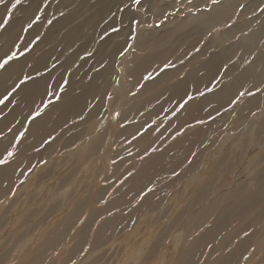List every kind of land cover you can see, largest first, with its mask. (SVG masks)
<instances>
[{
    "label": "rangeland",
    "instance_id": "374dc122",
    "mask_svg": "<svg viewBox=\"0 0 264 264\" xmlns=\"http://www.w3.org/2000/svg\"><path fill=\"white\" fill-rule=\"evenodd\" d=\"M119 3L24 0L0 32V57L13 40L22 48L40 37L0 71V93L21 68L47 65L40 81L53 87L69 81L33 134L26 117L39 94L0 105V264H184L189 238L234 203L220 247L197 249L189 264H264V0H145L139 12ZM37 4L40 20L24 33ZM126 38L134 47L120 56ZM180 82L202 85L187 92L197 105L178 110ZM146 169L152 176L137 178ZM97 214L84 241L78 228Z\"/></svg>",
    "mask_w": 264,
    "mask_h": 264
},
{
    "label": "snow or ice",
    "instance_id": "6c2138e0",
    "mask_svg": "<svg viewBox=\"0 0 264 264\" xmlns=\"http://www.w3.org/2000/svg\"><path fill=\"white\" fill-rule=\"evenodd\" d=\"M212 2L218 3L219 0H212ZM24 3V0H0V6H3L4 8V14L0 15V32L6 31L11 24L14 16V12L16 10H19L22 4ZM189 3H191V0H189ZM123 5V7H121ZM145 0H129V3L125 4L124 0H120V3L117 4V11L124 12H139L141 8H144ZM246 7V5L241 6ZM258 8H260L261 11H264V7H260V5H257ZM111 10V9H110ZM148 9H145L147 11ZM37 11H41L40 5L37 4L36 11L32 13L31 16L28 17L27 21H24L21 24V31L24 33H28L31 31V29L37 24V22L40 20V17L36 15ZM121 25H123V19H121ZM49 24L52 23V21H48ZM141 20L138 19L135 15H132L129 19V37L132 39H137L139 36V33L137 32V27L140 25ZM110 31L112 33L119 34L121 31L120 28H117L115 26H109ZM109 33L106 31L105 36H108ZM16 39H23L19 35H17ZM40 37L37 35L35 38H33L31 41L27 42L23 45L21 48L19 45H16L15 40H13L12 45L8 46V51L4 53L2 57H0V71H7V69L11 66L12 62L19 61L24 56L28 55L32 50L33 47L39 42ZM124 45L121 46V49H118V53L120 56H124L125 53L134 46L131 44H128L127 38L124 41ZM16 47L18 50L13 51L12 48ZM172 65H165V68L162 69V71H165L167 67ZM55 67V65L53 66ZM34 72V74H33ZM33 72L24 73L23 69L21 68L19 74H17L15 80L12 82L11 85H8L4 89L3 93H0V105H5L6 102H10V98L19 95L20 93L24 92L25 89H28V94L31 96H35L37 94L40 95V106L35 109H31L29 112V115L26 117V119L29 121V124L35 122L38 118H40L44 112L49 108L50 105L59 102L61 99H63L66 88L68 86L69 81L68 80H61V82H58L55 87L53 85L49 84L46 80L41 85L40 79L43 77L44 73L47 72V65L44 66V69H34ZM142 79L145 81L152 80L153 77L150 73L142 74ZM212 89H208V91H211ZM259 91V89H257ZM200 96H204L205 93L201 92L199 93ZM241 96L244 95V93H240ZM249 95H254V93H249ZM187 99L183 100L182 103L179 104L178 110H183L187 103L190 102L193 97L190 94H186ZM112 97L109 96V99ZM236 101L233 100L232 103H235ZM143 135V134H142ZM24 134L21 133L19 139H23ZM44 144L50 143L49 140H44ZM7 152V150H5ZM7 156L11 157L13 156V153L7 152ZM7 164L6 159H0V165ZM173 175H179L178 173L173 172ZM245 235H248V233H245ZM252 235H255V233H252ZM245 259H248L247 257Z\"/></svg>",
    "mask_w": 264,
    "mask_h": 264
},
{
    "label": "bare ground",
    "instance_id": "6f19581e",
    "mask_svg": "<svg viewBox=\"0 0 264 264\" xmlns=\"http://www.w3.org/2000/svg\"><path fill=\"white\" fill-rule=\"evenodd\" d=\"M253 42V39L252 40H250V43H252ZM244 50L245 51H248V48L247 47H245L244 48ZM198 62H199V60H198ZM41 65V63H38V65H36V67H39ZM41 67V66H40ZM39 67V68H40ZM195 71L194 70H192V72L191 73H194ZM211 71H208V73H210ZM227 73H230V72H225L224 74H223V76H225ZM210 74H212V72L210 73ZM215 73H214V71H213V75H214ZM211 79H212V77H211ZM40 83H41V85L44 83V82H42V81H40ZM202 85L201 84H196V83H194V84H182L181 82L180 83H178L177 85H176V88H174L173 90L174 91H172V93L171 94H173L174 93V95L176 94V93H178V94H184V95H186V94H188L187 92H196L197 90H198V88L199 87H201ZM22 94L24 95V96H27L28 95V89H25V91L24 92H22ZM169 102H171V101H165L164 102V104H167V103H169ZM192 103H191V105L192 106H195V105H197V103H198V101H191ZM19 111V109H16L15 111H14V113H12L9 117L11 118L12 116H14L17 112ZM43 123H44V121H42V120H39V121H37V122H35L34 123V125L32 126V128H31V130H29V133H35V132H38L39 130H41V128L43 127ZM28 133V132H27ZM27 136H29V135H26V137ZM151 138V137H150ZM151 141H152V139H150ZM145 141V140H144ZM149 141V140H148ZM148 141H145V142H140L139 144H137L139 147H138V149H137V151L136 150H133V152H137L138 154L139 153H141L144 149H143V146H145V144H147L148 143ZM150 141V142H151ZM23 143H20V146H19V148H23V146L24 145H22ZM144 144V145H143ZM149 144V143H148ZM147 144V145H148ZM137 145H136V147H137ZM134 148V147H133ZM170 158V157H169ZM169 160V159H168ZM154 171H159V169L158 168H156ZM146 176H152V174H151V172H150V170L149 169H146V170H144V171H141L140 172V174H139V176L137 177V178H140V180H141V178H146ZM135 179H136V173H134L133 174V177H132V180L129 182V185H128V189L129 188H131L132 189V183H133V181H135ZM132 184V185H131ZM130 186V187H129ZM251 189V188H250ZM250 189H249V193H250ZM247 191H248V189H246ZM247 191H246V193H247ZM245 193V195H249V193L248 194H246ZM253 193V192H252ZM252 193H250V195L252 194ZM242 195H244V192H243V194ZM241 196V195H240ZM240 196H238V199L239 200H243L244 198H241ZM246 196V197H247ZM120 203H123V201H118L117 203H116V205H118V204H120ZM234 206H235V208H239V204H236L235 205V203L233 204V205H230V206H227V207H225L223 210H221V213H220V215L218 216V220L216 219L214 222H213V225H211V227H210V225L208 226V227H210V228H208V230L206 231V234L205 235H203V236H198V237H191V238H189V240H188V243H187V250H188V252H190V255H188L184 260H183V263L184 264H189V262L192 260V258H193V255H195L196 254V251H197V249H201V250H203V249H205V248H208L209 249V247H210V249H211V247H213V246H215L216 247V244H218V243H221V242H223L222 241V239H223V236H222V229H225V228H223L224 227V225H226L228 222H230L234 217H235V215L233 214L234 213V211H236L235 209H234ZM211 211H212V209H211ZM210 213V212H209ZM209 213H207V214H209ZM205 215V214H204ZM206 217H207V215H206ZM206 217H204V216H202L201 215V217H199V219H198V221L200 220V222L202 223V224H204L205 223V218ZM209 217V216H208ZM100 216H99V214H97L96 216H94L93 218H91L92 220H89V222L88 223H85L84 225L83 224H81L80 226H79V228H78V235L81 237V238H83L84 239V241H85V239H86V241H89V239H90V236H91V231H92V229H93V227H94V225L95 224H98V221L100 220ZM213 221V220H212ZM211 221V222H212ZM232 223V222H231ZM231 223H230V225H231ZM212 224V223H211ZM227 226V225H226ZM228 228V227H227ZM226 232H227V230H226ZM229 232V231H228ZM99 233H101V232H97L96 234H99ZM225 233V232H224ZM226 235H228V234H226ZM89 238V239H88ZM219 247H220V245H218ZM219 247H216V248H219ZM194 251V252H193ZM212 252H214V251H212ZM188 258V259H187ZM213 260H215V259H213ZM217 262V261H216ZM215 261H214V264H217ZM213 264V263H212Z\"/></svg>",
    "mask_w": 264,
    "mask_h": 264
}]
</instances>
